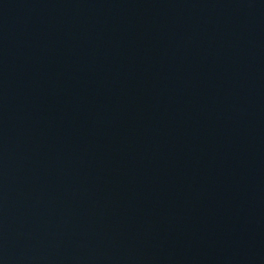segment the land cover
<instances>
[{"label": "water", "instance_id": "water-1", "mask_svg": "<svg viewBox=\"0 0 264 264\" xmlns=\"http://www.w3.org/2000/svg\"><path fill=\"white\" fill-rule=\"evenodd\" d=\"M0 264H264V0H131L0 123Z\"/></svg>", "mask_w": 264, "mask_h": 264}]
</instances>
